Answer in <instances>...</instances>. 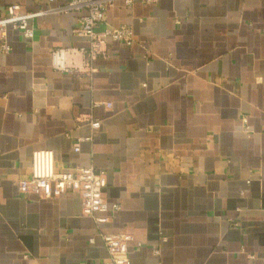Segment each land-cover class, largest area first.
Masks as SVG:
<instances>
[{
	"label": "crops",
	"instance_id": "crops-1",
	"mask_svg": "<svg viewBox=\"0 0 264 264\" xmlns=\"http://www.w3.org/2000/svg\"><path fill=\"white\" fill-rule=\"evenodd\" d=\"M67 1L0 0V16ZM78 15L36 18L33 39L10 26L0 51V264H105L99 230L133 236L131 264H264V0L117 1L106 21L134 44L110 41L90 74L57 71L54 48L87 44ZM43 148L107 172L110 222L78 194L20 192Z\"/></svg>",
	"mask_w": 264,
	"mask_h": 264
},
{
	"label": "built area",
	"instance_id": "built-area-1",
	"mask_svg": "<svg viewBox=\"0 0 264 264\" xmlns=\"http://www.w3.org/2000/svg\"><path fill=\"white\" fill-rule=\"evenodd\" d=\"M54 0H49L53 2ZM117 1H123L128 7L136 2L146 5H157L160 0H68L56 8L38 11H23L19 3L9 4L0 16V51L11 50L7 30L12 26L18 29L26 39H33L32 21L49 13H79L74 29L76 35L84 37L86 46L56 47L51 52L52 66L60 72H77L85 69L88 74L94 72L93 63L100 55H105L106 45L110 41L132 46L135 42L133 29L129 25L112 26L106 21L110 7ZM177 20V23H180ZM103 27V28H102ZM102 28V29H100ZM81 55L83 65L77 67L74 57ZM100 104V103H97ZM107 109L113 108L112 102H102ZM101 121L92 120V127L98 129ZM75 151L80 150L79 142ZM108 174L94 165L73 169L58 168L54 151L37 149L33 152L30 171L22 174L18 187L22 194H37L42 198L60 197L67 193L78 194L82 203V214L90 217L100 229L102 224L110 222L121 207L118 203H110L107 194ZM109 257L105 264H131L130 243L134 241L130 233H107L99 230ZM90 242H95L94 238ZM142 243H138L141 247ZM157 254L159 249H155Z\"/></svg>",
	"mask_w": 264,
	"mask_h": 264
}]
</instances>
